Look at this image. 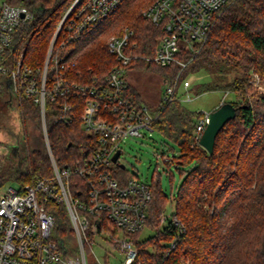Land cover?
Segmentation results:
<instances>
[{
    "label": "trees",
    "instance_id": "16d2710c",
    "mask_svg": "<svg viewBox=\"0 0 264 264\" xmlns=\"http://www.w3.org/2000/svg\"><path fill=\"white\" fill-rule=\"evenodd\" d=\"M7 1L26 5L35 13L34 23L21 35L20 45L25 46L26 63L42 65L58 24L76 0ZM85 1L81 0L79 5ZM155 1L124 0L80 40L67 45L63 52L75 46L65 59L72 67L70 78L82 84L103 81L116 64L108 41L121 35L125 28L134 32L132 43L137 44V55L155 56L163 31L142 14ZM87 34L90 37L86 38ZM184 59L192 60L182 72V80L191 73L205 71L210 81L180 90L169 103L162 100L163 90L158 106L152 107L138 88L129 83V97L136 105L145 104L154 117L153 131L162 135L165 144H174L169 151L172 156L162 154L169 170L167 175L172 181V166L181 175V184L176 188L172 184L170 197L163 190L160 175L153 178V199L146 221V226L159 229L162 213L173 200V216L180 226L168 221L169 225L155 237L140 242L141 231L132 238L141 258L156 264H264V94L258 93L251 83L256 76L264 80V0H236L224 8L201 51L196 56L186 53ZM128 68L130 74L139 70L158 74L163 84L173 83L180 71L179 66L161 67L142 59L133 61ZM214 91L232 95L231 101L223 103L235 106L236 118L220 131L210 154L196 138L202 112L189 110L183 98L189 93L199 96ZM4 103L8 110H0V114L7 117L10 105L8 101ZM21 103L23 122L39 125V109L29 99L24 98ZM82 114L80 106L70 125L56 123L53 112L47 114L52 153L59 166L90 155L92 137L80 128ZM17 140L18 152L9 155L0 176L22 184L51 176L53 171L43 144L39 140L34 145ZM112 173L122 181L129 178L126 167L112 169ZM81 188V183L72 186L75 198H81ZM48 208L56 219L53 234L65 256L76 255L75 233L66 206L50 203ZM161 241L167 245H161Z\"/></svg>",
    "mask_w": 264,
    "mask_h": 264
},
{
    "label": "built area",
    "instance_id": "2783aa9c",
    "mask_svg": "<svg viewBox=\"0 0 264 264\" xmlns=\"http://www.w3.org/2000/svg\"><path fill=\"white\" fill-rule=\"evenodd\" d=\"M235 1L156 0L142 13L163 31L155 56L137 55V44L132 43L134 32L126 28L108 41L116 64L105 79L82 84L70 78L72 67L65 62L69 54L63 51L115 12L124 0H86L82 5L76 0L58 24L40 66L25 62V46L20 45L21 35L34 23L35 13L26 5L0 0V93L8 97L10 108L16 102L20 109L25 98L39 109L53 171L51 176L32 183L15 179L17 188L7 186L9 178L0 176V264H111L110 255L117 264H156L141 258L132 238L146 226L153 199L151 186L135 177L122 181L112 173L123 165L121 145L129 138L143 136L142 129L153 131L154 117L148 107L136 105L128 95V67L141 59L161 67L179 66L175 81L164 82L162 96L164 103L175 100L181 82L183 90L191 85L181 78L192 60H185V54L196 56L201 51L218 15ZM80 106V128L92 137L90 155L59 166L52 153L47 114L53 112L56 123L70 125ZM209 115L202 112L197 123L198 141ZM118 152L119 158L114 161ZM9 155L0 150V171ZM80 183L82 196L75 198L72 186ZM50 203L65 205L68 210L77 247L74 256H65L53 234L56 219L48 211ZM168 221L180 226L174 216L161 219L164 226ZM97 239L104 250L103 258L94 253Z\"/></svg>",
    "mask_w": 264,
    "mask_h": 264
},
{
    "label": "rangeland",
    "instance_id": "374dc122",
    "mask_svg": "<svg viewBox=\"0 0 264 264\" xmlns=\"http://www.w3.org/2000/svg\"><path fill=\"white\" fill-rule=\"evenodd\" d=\"M88 37H90V34L86 35V38ZM73 49H75V46H70L66 52L69 53ZM187 79L190 81L191 87L194 84L209 82L210 75L205 71H201L198 73H191ZM129 81L134 87L138 88L145 102L152 107L158 106L160 93L164 90V84L158 74H153L149 71H133L129 76ZM251 83L254 85V88L258 93L264 94L263 79L256 76L251 79ZM183 89L181 82L180 90ZM0 96L2 98L0 99V110H8V107L4 103V101H8V97L3 93H0ZM231 97L232 95L220 91L207 92L199 96L189 93L185 96V105L189 110L211 113L214 108L221 105L223 102L231 101ZM189 98L190 100H188ZM2 115H4V113L0 114V119H5L3 120L5 122L3 123L0 120V150H2L3 153L14 155L18 152L17 145L19 142L17 138L22 139L31 145H34L36 140H39L47 152L41 116L39 125L32 122H23L19 111V103L16 102L14 103L13 108H9L7 117ZM142 134L143 136L141 137L137 136L127 139L121 145L123 154L120 158V162L126 167L128 177H135L149 184L152 183L155 176L157 177L160 175L159 179L163 190L168 197H170L172 194V184L175 188L179 187L181 184V175L178 169H176L175 166H172L171 173L173 177L171 181V178L166 173L169 170L162 159V154L166 153L172 156V152L170 153L169 151L170 146L174 144H165L164 138L157 131L142 129ZM173 147L175 148V151L178 152V148L176 146ZM9 157H6L5 163ZM7 186L17 188L18 184L15 179L9 178ZM174 192L177 194L175 190ZM174 206L173 200L169 202L162 213L161 219H170L174 215ZM163 227V222H161L159 229H153L146 226L141 232L138 241L142 242L155 237L157 232ZM97 243L98 245H94V253L97 257L103 258L105 256L104 250L100 247L101 243L98 239ZM160 244L167 245V242L161 241ZM149 250L152 251L153 247L150 246ZM115 255L118 257L117 253ZM88 257L90 262L94 261V256L90 250L88 251ZM110 259L111 264H117L114 256L110 255Z\"/></svg>",
    "mask_w": 264,
    "mask_h": 264
},
{
    "label": "water",
    "instance_id": "95a60500",
    "mask_svg": "<svg viewBox=\"0 0 264 264\" xmlns=\"http://www.w3.org/2000/svg\"><path fill=\"white\" fill-rule=\"evenodd\" d=\"M236 118V108L235 106L230 103H222L221 106L212 111L209 115V123L201 136L199 144L204 147L210 154L214 152L215 141L220 133V131L224 128L226 123L230 120ZM120 152H118L115 157L114 161H117L119 158ZM125 168L124 165H122Z\"/></svg>",
    "mask_w": 264,
    "mask_h": 264
}]
</instances>
